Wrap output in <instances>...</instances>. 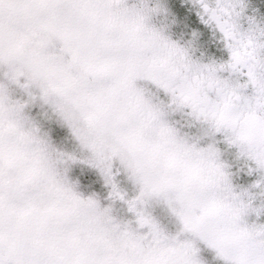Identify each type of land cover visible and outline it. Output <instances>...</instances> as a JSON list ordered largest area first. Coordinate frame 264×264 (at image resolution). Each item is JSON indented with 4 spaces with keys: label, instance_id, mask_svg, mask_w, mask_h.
<instances>
[{
    "label": "rangeland",
    "instance_id": "obj_1",
    "mask_svg": "<svg viewBox=\"0 0 264 264\" xmlns=\"http://www.w3.org/2000/svg\"><path fill=\"white\" fill-rule=\"evenodd\" d=\"M168 4L0 0V264H264V35Z\"/></svg>",
    "mask_w": 264,
    "mask_h": 264
},
{
    "label": "snow or ice",
    "instance_id": "obj_2",
    "mask_svg": "<svg viewBox=\"0 0 264 264\" xmlns=\"http://www.w3.org/2000/svg\"><path fill=\"white\" fill-rule=\"evenodd\" d=\"M168 7L178 26L195 36L204 50V55L196 59L210 68L218 69L231 62V39L222 27L223 21H227L233 32L246 34L248 39L254 40L257 33L264 35V0H203L199 5L169 0ZM214 15L222 18L220 24L209 19ZM216 76L222 83L227 82L223 71L217 70ZM248 182L253 183V178H248Z\"/></svg>",
    "mask_w": 264,
    "mask_h": 264
}]
</instances>
